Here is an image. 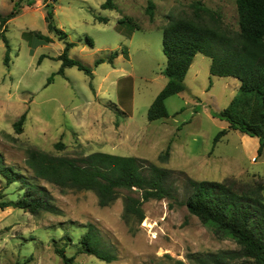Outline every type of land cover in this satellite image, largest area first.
<instances>
[{"label":"rangeland","instance_id":"obj_1","mask_svg":"<svg viewBox=\"0 0 264 264\" xmlns=\"http://www.w3.org/2000/svg\"><path fill=\"white\" fill-rule=\"evenodd\" d=\"M17 1L0 0V13L10 14ZM29 1L38 4L25 0L23 5ZM106 1L49 0L54 24L65 39L48 30L43 0L20 10L5 33L11 46L9 66L0 39V154L6 166L22 175L21 182L7 186L0 174V202L17 201L30 187L41 186L56 207L55 213L37 215L0 210V264H64L58 248L74 259L72 264H199L190 258L239 250L232 239L191 215L185 203L189 178L228 182L238 190L264 187L258 139L229 130L228 122L215 116L241 95L240 82L213 76L212 60L198 54L186 76V90L166 100L169 117L152 122L147 117L168 83L163 29L171 21L192 19L194 4L201 2L225 28L238 32L236 0H153V21L146 14L148 0H112L116 8L103 9ZM204 22L213 24L208 15ZM39 33L52 41L40 40ZM66 43L73 44L69 58L83 63L92 76L76 67L58 74ZM25 113L23 133L17 134L14 123ZM224 129L228 133L216 144ZM59 142L61 150L55 148ZM168 147L170 157L163 161ZM30 148L76 159L96 152L139 158L172 171L171 196L144 203L140 224L134 218L126 221L127 192L109 207H100L90 191L62 192L27 166ZM91 228L115 261L79 252Z\"/></svg>","mask_w":264,"mask_h":264},{"label":"trees","instance_id":"obj_2","mask_svg":"<svg viewBox=\"0 0 264 264\" xmlns=\"http://www.w3.org/2000/svg\"><path fill=\"white\" fill-rule=\"evenodd\" d=\"M24 1L18 0L10 14L0 13V39L7 49L4 60L6 66L10 63L11 46L5 33L10 21L18 16ZM35 4L36 2L29 1L27 6ZM44 4L48 30L65 39L66 34L54 24V6L49 0H44ZM236 5L238 32L225 28L201 2L194 4L192 19L171 21L163 29V52L167 58L164 75L168 78V83L149 107L147 117L151 122L169 117L166 100L186 90L185 79L196 55H205L212 60L213 76L233 77L240 82L241 95L215 116L228 122L229 130L257 138V154L261 157L264 152V0H236ZM102 8L115 9L116 6L112 0H107ZM155 9L153 0H148L146 14L152 21ZM205 15L211 18L212 25L204 22ZM97 19L108 23L106 18ZM37 37L46 43L52 41L50 37L40 33ZM72 47L73 44L66 43L63 54L59 56L62 66L58 74L64 75L66 68L76 67L92 76V71L83 63L69 58ZM116 56L113 55L109 61L112 62ZM102 62L103 60H98L97 64ZM51 81L52 78L49 79ZM26 118L25 113L14 123L17 134L23 133ZM227 133V129L222 130L215 143ZM55 148L61 150L64 146L59 142ZM170 151L171 147H168L160 159L167 161ZM26 164L37 178L57 186L62 192L71 189L95 193L100 207L111 206L122 191L127 192L124 196L123 217L126 221L134 218L139 224L145 219L142 211L144 203L171 196L169 180L172 171L136 157L96 152L76 159L56 157L37 148H30L27 150ZM144 169L149 172L147 176ZM0 174L6 179L7 186L21 182L22 175L6 166L1 154ZM188 185L190 195L185 205L189 213L239 246L236 251L197 255L195 259H190L199 264H264V187L238 190L236 185L228 182H198L190 178ZM3 195L1 190L0 198ZM7 208L21 209L32 215L41 211L56 212V207L47 199L41 186L30 187L17 201L0 202V210ZM79 245L80 253L95 256L107 263L116 260L115 256L101 248L93 228L84 235ZM56 252L63 258L64 264L73 263L74 259L67 258L63 248L56 249Z\"/></svg>","mask_w":264,"mask_h":264},{"label":"crops","instance_id":"obj_3","mask_svg":"<svg viewBox=\"0 0 264 264\" xmlns=\"http://www.w3.org/2000/svg\"><path fill=\"white\" fill-rule=\"evenodd\" d=\"M40 1H42V0H37V3L39 4ZM43 2H44V0H43ZM38 4H36V5H38ZM28 8H33V7H29V6H27V5H23V7H22L21 10H25V9H28ZM191 66H192V65H191ZM114 71H115V70H114ZM101 84H104V80H102ZM118 128H119V131H120L121 126L119 125ZM92 136H94V135H92ZM114 142H117V140L114 139ZM119 147H121V146L119 145Z\"/></svg>","mask_w":264,"mask_h":264}]
</instances>
